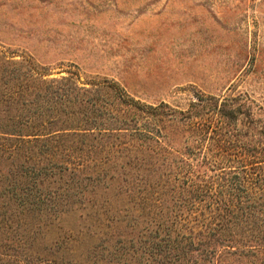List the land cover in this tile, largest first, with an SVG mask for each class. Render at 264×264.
Returning <instances> with one entry per match:
<instances>
[{"label": "trees", "instance_id": "1", "mask_svg": "<svg viewBox=\"0 0 264 264\" xmlns=\"http://www.w3.org/2000/svg\"><path fill=\"white\" fill-rule=\"evenodd\" d=\"M46 77L0 55V223L75 211L121 238L112 264H264V120L246 102Z\"/></svg>", "mask_w": 264, "mask_h": 264}, {"label": "rangeland", "instance_id": "2", "mask_svg": "<svg viewBox=\"0 0 264 264\" xmlns=\"http://www.w3.org/2000/svg\"><path fill=\"white\" fill-rule=\"evenodd\" d=\"M0 55L46 79L113 81L146 105L239 96L264 120V0H0ZM92 221L14 214L0 264H112L120 237Z\"/></svg>", "mask_w": 264, "mask_h": 264}]
</instances>
